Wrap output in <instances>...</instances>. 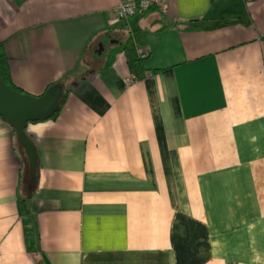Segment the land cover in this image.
Listing matches in <instances>:
<instances>
[{
	"label": "crops",
	"instance_id": "1",
	"mask_svg": "<svg viewBox=\"0 0 264 264\" xmlns=\"http://www.w3.org/2000/svg\"><path fill=\"white\" fill-rule=\"evenodd\" d=\"M120 1L0 0L12 81L66 93L31 185L0 116V264H264V0Z\"/></svg>",
	"mask_w": 264,
	"mask_h": 264
},
{
	"label": "water",
	"instance_id": "2",
	"mask_svg": "<svg viewBox=\"0 0 264 264\" xmlns=\"http://www.w3.org/2000/svg\"><path fill=\"white\" fill-rule=\"evenodd\" d=\"M63 86L53 82L41 94L10 87L0 78V116L14 128L29 165L30 185L36 176L37 148L25 128L29 121L50 117L59 107Z\"/></svg>",
	"mask_w": 264,
	"mask_h": 264
},
{
	"label": "built area",
	"instance_id": "3",
	"mask_svg": "<svg viewBox=\"0 0 264 264\" xmlns=\"http://www.w3.org/2000/svg\"><path fill=\"white\" fill-rule=\"evenodd\" d=\"M154 5L160 7L165 12L169 11L167 0H122L111 8V12L114 17L121 18L129 16L137 10H144ZM137 51L139 54L144 53L147 51V45H141ZM133 78H136L134 72L129 74L125 79L128 81Z\"/></svg>",
	"mask_w": 264,
	"mask_h": 264
},
{
	"label": "trees",
	"instance_id": "4",
	"mask_svg": "<svg viewBox=\"0 0 264 264\" xmlns=\"http://www.w3.org/2000/svg\"><path fill=\"white\" fill-rule=\"evenodd\" d=\"M155 6V5H154ZM153 6V7H154ZM148 9V8H147ZM145 10V9H144ZM142 59L141 58H135L132 60V70L139 76L140 75V70L143 68L142 67V64L140 63ZM0 78L7 84L9 85L10 87H14L16 89H19L21 91H27L23 88H21L20 86H18L17 84H15L13 81H12V78H11V73H10V70H9V64H8V57L3 49V44H2V40H0ZM51 84V83H50ZM47 88V87H46ZM45 88V89H46ZM44 89V90H45ZM44 92V91H43ZM42 93V92H41ZM40 93V94H41ZM65 92H63V96H62V99H61V102H60V105L59 107L57 108V110L51 115V116H55L61 106V103L64 101L65 99ZM14 130V128H13Z\"/></svg>",
	"mask_w": 264,
	"mask_h": 264
}]
</instances>
